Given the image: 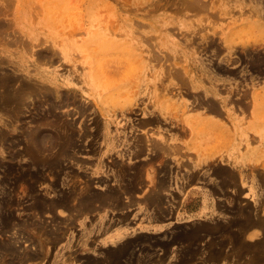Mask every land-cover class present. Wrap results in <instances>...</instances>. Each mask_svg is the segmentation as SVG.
<instances>
[{"label":"rangeland","instance_id":"obj_1","mask_svg":"<svg viewBox=\"0 0 264 264\" xmlns=\"http://www.w3.org/2000/svg\"><path fill=\"white\" fill-rule=\"evenodd\" d=\"M256 90L264 140V0H0V264H264V159L261 185L257 168L220 178L223 224L170 236L143 231L173 199L170 158H138L191 112L231 123Z\"/></svg>","mask_w":264,"mask_h":264},{"label":"crops","instance_id":"obj_2","mask_svg":"<svg viewBox=\"0 0 264 264\" xmlns=\"http://www.w3.org/2000/svg\"><path fill=\"white\" fill-rule=\"evenodd\" d=\"M257 97L256 90L252 94L251 106L249 108H236V112L232 113L231 123L219 121L212 114L200 109L190 113V125H188L189 128L184 136L181 131L173 129L165 133V140H167L163 139L165 143L162 139L157 138L163 144H153L151 149L147 148L149 146H146V144L143 147L137 145V147H142L138 150L143 151L138 158H141L143 162L152 161L154 158H170L168 159L167 178L173 180L172 187L162 188L159 191L163 195H172L173 199H168L158 207L148 206L147 211H144L145 216H147L145 220L148 229L143 231L158 230L165 232L171 229L172 226L175 227L176 224L184 226L185 229L203 223L223 224L226 221L224 206H228L230 187L220 189L217 185L220 178L221 180L227 178L232 173V177L235 175L234 177L250 179L252 176L248 169L257 168L255 171L257 172V179L260 180L259 185H261L264 140L257 138V110L259 109ZM260 98H264V96H260ZM217 111L223 112L224 110L219 108ZM227 114L230 115V111ZM215 133L217 134L215 135ZM260 133L263 135L261 131ZM142 134L151 138V132L147 134L142 132ZM162 145H165L168 149L164 153L161 151ZM218 169L221 170L218 171ZM223 169L228 171L224 172ZM149 172L152 173L154 170L151 169ZM242 173L243 175H241ZM161 176L164 177L163 170H160L157 178ZM194 199H197L196 205L193 204ZM163 213H166L167 216L164 215L160 218ZM132 214H130V217ZM111 218L108 220L109 227H106L102 234L107 235L106 238L109 241L117 238L118 234L124 233L123 229L114 228L116 223L111 224ZM172 220L174 221L170 223ZM261 222L262 211L260 210L257 217H253L251 221V229L257 227V233L255 232L252 241L262 240ZM174 233L176 232L174 231ZM207 236L209 234L205 237ZM237 239V242H239L240 238ZM244 241H246V237ZM212 251H215L216 255L218 254V258L215 256L212 260L210 256H204L205 253H202V256L199 255L205 260L202 264H221V260L230 257L229 254L218 253V250ZM238 253L234 257L254 259V255H251L253 252ZM206 259L210 262L208 263Z\"/></svg>","mask_w":264,"mask_h":264},{"label":"bare ground","instance_id":"obj_3","mask_svg":"<svg viewBox=\"0 0 264 264\" xmlns=\"http://www.w3.org/2000/svg\"><path fill=\"white\" fill-rule=\"evenodd\" d=\"M128 5V4H127ZM92 11V10H91ZM175 198V197H174ZM167 213V212H166ZM155 214V213H154ZM154 216V215H153ZM158 216V215H157ZM167 216V215H166ZM163 216H161L160 218H162ZM154 218H156V217H154ZM153 218V219H154ZM159 218V219H160ZM164 219V218H163ZM171 219V218H170ZM174 220H172L170 223H172ZM256 222V221H255ZM169 223V222H168ZM258 223V222H257ZM173 225V224H172ZM255 225H256V223H255ZM263 225V221L261 222V226ZM250 226H252V225H250ZM109 227V226H108ZM175 228L172 226V228L171 229H169V230H167V231H165V232H163V235L164 234H166V235H169L170 233H172V231L174 230ZM175 231H177V229H175ZM175 234V233H174ZM174 234H173V236H174ZM147 237H149L148 235H146ZM170 236H171V234H170ZM170 236H167V237H170ZM173 238V237H172ZM175 238V237H174ZM144 239V238H143ZM155 240V239H154ZM166 240V239H165ZM169 240V239H168ZM148 241V240H147ZM153 241V240H152ZM172 241H173V239H172ZM178 242V241H177ZM142 243V242H141ZM206 243V242H205ZM168 248V247H167ZM215 256L217 257L218 256V254L216 255V253H215V251H213L212 252V254L210 255V257L212 258V260H214V258H215ZM223 256V255H222ZM220 257V256H219ZM218 258V257H217ZM212 262V261H211ZM216 262V261H215ZM218 263H219V261H218Z\"/></svg>","mask_w":264,"mask_h":264}]
</instances>
